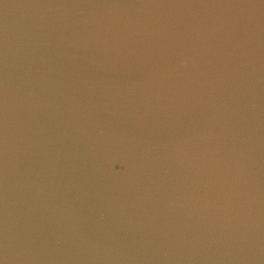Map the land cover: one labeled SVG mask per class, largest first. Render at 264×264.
Masks as SVG:
<instances>
[{
    "label": "water",
    "instance_id": "1",
    "mask_svg": "<svg viewBox=\"0 0 264 264\" xmlns=\"http://www.w3.org/2000/svg\"><path fill=\"white\" fill-rule=\"evenodd\" d=\"M0 264H264V0H0Z\"/></svg>",
    "mask_w": 264,
    "mask_h": 264
}]
</instances>
